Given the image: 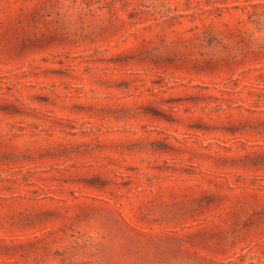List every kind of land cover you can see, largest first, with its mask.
I'll return each instance as SVG.
<instances>
[{"label":"rangeland","instance_id":"374dc122","mask_svg":"<svg viewBox=\"0 0 264 264\" xmlns=\"http://www.w3.org/2000/svg\"><path fill=\"white\" fill-rule=\"evenodd\" d=\"M0 264H264V0H0Z\"/></svg>","mask_w":264,"mask_h":264}]
</instances>
